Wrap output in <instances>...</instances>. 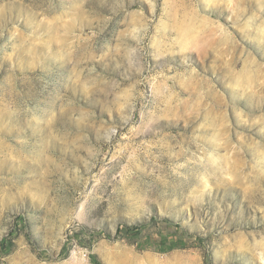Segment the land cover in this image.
<instances>
[{"label":"rangeland","instance_id":"rangeland-1","mask_svg":"<svg viewBox=\"0 0 264 264\" xmlns=\"http://www.w3.org/2000/svg\"><path fill=\"white\" fill-rule=\"evenodd\" d=\"M0 264H264V0H0Z\"/></svg>","mask_w":264,"mask_h":264}]
</instances>
